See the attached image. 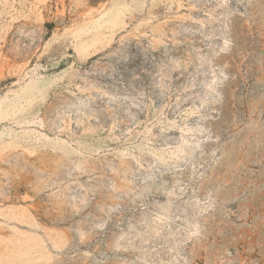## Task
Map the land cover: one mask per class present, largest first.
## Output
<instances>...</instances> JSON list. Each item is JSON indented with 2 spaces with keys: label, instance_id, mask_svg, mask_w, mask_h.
<instances>
[{
  "label": "rangeland",
  "instance_id": "rangeland-1",
  "mask_svg": "<svg viewBox=\"0 0 264 264\" xmlns=\"http://www.w3.org/2000/svg\"><path fill=\"white\" fill-rule=\"evenodd\" d=\"M0 264H264V0H0Z\"/></svg>",
  "mask_w": 264,
  "mask_h": 264
}]
</instances>
